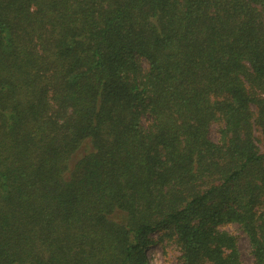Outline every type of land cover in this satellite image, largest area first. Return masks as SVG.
Returning a JSON list of instances; mask_svg holds the SVG:
<instances>
[{
	"label": "trees",
	"instance_id": "1",
	"mask_svg": "<svg viewBox=\"0 0 264 264\" xmlns=\"http://www.w3.org/2000/svg\"><path fill=\"white\" fill-rule=\"evenodd\" d=\"M229 224L264 264V0H0V264H242Z\"/></svg>",
	"mask_w": 264,
	"mask_h": 264
},
{
	"label": "rangeland",
	"instance_id": "2",
	"mask_svg": "<svg viewBox=\"0 0 264 264\" xmlns=\"http://www.w3.org/2000/svg\"><path fill=\"white\" fill-rule=\"evenodd\" d=\"M211 135L214 139L216 138L217 134L215 130L212 131ZM224 229L235 236L242 264H251L252 256L250 254V246L244 233L236 224H229ZM159 236V232L153 234L154 242L146 249L148 264H180L176 244Z\"/></svg>",
	"mask_w": 264,
	"mask_h": 264
}]
</instances>
